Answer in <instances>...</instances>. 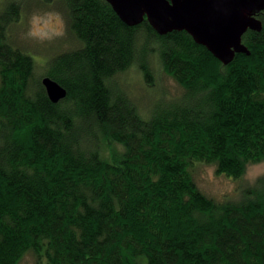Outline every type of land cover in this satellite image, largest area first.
I'll use <instances>...</instances> for the list:
<instances>
[{"label": "trees", "instance_id": "trees-1", "mask_svg": "<svg viewBox=\"0 0 264 264\" xmlns=\"http://www.w3.org/2000/svg\"><path fill=\"white\" fill-rule=\"evenodd\" d=\"M33 2L55 5L78 47L38 74L9 34L22 6L3 3L0 264L27 253L45 264H264V175L218 201L192 173L203 164L240 180L264 161V12L261 31L242 37L250 54L224 66L184 31L125 25L105 0ZM133 67L183 94L142 113L118 82ZM44 77L67 92L57 104Z\"/></svg>", "mask_w": 264, "mask_h": 264}, {"label": "water", "instance_id": "water-1", "mask_svg": "<svg viewBox=\"0 0 264 264\" xmlns=\"http://www.w3.org/2000/svg\"><path fill=\"white\" fill-rule=\"evenodd\" d=\"M105 1L129 27L146 20L159 35L186 32L224 66L237 54H250L242 37L247 31H261L258 16L264 12V0ZM41 84L52 103L66 97V90L50 78H43Z\"/></svg>", "mask_w": 264, "mask_h": 264}, {"label": "rangeland", "instance_id": "rangeland-1", "mask_svg": "<svg viewBox=\"0 0 264 264\" xmlns=\"http://www.w3.org/2000/svg\"><path fill=\"white\" fill-rule=\"evenodd\" d=\"M5 1L0 0V10ZM16 1L22 6L21 14L18 21L11 25L9 34L14 44L32 55L38 74L43 75L44 62L49 57L73 50L78 47V44L67 35L65 17L55 8V5L38 3L37 5L33 2L34 0ZM118 82L127 87L129 96L142 113H147L159 97L165 95L168 98H174L183 94V89L162 72L154 77L152 87L147 85L135 67L121 74ZM192 173L198 189L204 195L223 201L236 197L240 186L250 185L258 177L263 176L264 161L249 165L240 180L217 175L214 167L203 164H197ZM19 264H45V262L37 259L32 253H27Z\"/></svg>", "mask_w": 264, "mask_h": 264}, {"label": "bare ground", "instance_id": "bare-ground-1", "mask_svg": "<svg viewBox=\"0 0 264 264\" xmlns=\"http://www.w3.org/2000/svg\"><path fill=\"white\" fill-rule=\"evenodd\" d=\"M261 21V20H260ZM262 29V28H261ZM45 78V77H44Z\"/></svg>", "mask_w": 264, "mask_h": 264}]
</instances>
